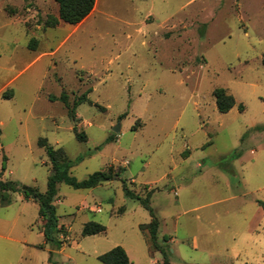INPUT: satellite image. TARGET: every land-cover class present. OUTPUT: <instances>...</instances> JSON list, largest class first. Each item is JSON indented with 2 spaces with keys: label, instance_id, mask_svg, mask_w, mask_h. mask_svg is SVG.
Listing matches in <instances>:
<instances>
[{
  "label": "rangeland",
  "instance_id": "1",
  "mask_svg": "<svg viewBox=\"0 0 264 264\" xmlns=\"http://www.w3.org/2000/svg\"><path fill=\"white\" fill-rule=\"evenodd\" d=\"M49 16L55 0H0V182L19 188L0 190V264H103L118 246L130 264H264V0H99L78 28ZM40 138L77 181L119 176L59 183L49 241L20 189L47 190ZM148 195L162 251L141 229ZM90 221L106 231L83 236Z\"/></svg>",
  "mask_w": 264,
  "mask_h": 264
},
{
  "label": "trees",
  "instance_id": "2",
  "mask_svg": "<svg viewBox=\"0 0 264 264\" xmlns=\"http://www.w3.org/2000/svg\"><path fill=\"white\" fill-rule=\"evenodd\" d=\"M95 1L96 0H55L58 5V16H49L44 26L48 28H54L60 22L70 25H77L91 13ZM33 43H35V40L31 39L30 45ZM33 46L34 45L29 46V48L33 49ZM86 95L87 93L83 94L78 101L74 102V105L86 101ZM213 96L215 98L216 107L220 113H227L236 104L235 98L224 88L215 89L213 91ZM4 97L9 98V96L7 95H5ZM49 99L51 101H62L66 106H68L69 115L74 120H76L74 108H70L67 95L61 94L59 97L50 95ZM242 108L243 106L239 105V109L242 110ZM74 131L78 140H84L85 137L81 133H78L76 128H74ZM38 146L45 148L51 165V174L48 178L47 190L44 193H41L37 189L29 186H22V188L20 189L24 193L25 197L28 198L32 196L33 200L38 204V215L45 222L43 227V235L45 239L49 241L62 230V228L58 227L57 225L55 207L52 203L56 195V187L59 183H66L74 189H89L94 188L103 182L114 180L119 176H117V174H114L112 172V169L109 168L107 171L95 172L83 181H77L73 177L69 176V169L72 167V164L61 148L55 149L49 146L45 138H40L38 140ZM5 189H10L12 191L19 190L18 186L15 183L0 182V190ZM125 194L130 198L141 199L139 196L135 195L128 189H125ZM149 198L150 195L146 196V198L143 199V205L150 212L152 220L150 223L142 225L141 229L148 230L151 248L162 251L157 238L159 222L154 218ZM105 231L106 228L103 225L90 221L84 224L82 235L90 236L104 233ZM59 243H61V241ZM98 260L103 264H130L125 250L120 246L115 247L110 251L100 255L98 257ZM163 264H170L167 258L164 259Z\"/></svg>",
  "mask_w": 264,
  "mask_h": 264
},
{
  "label": "crops",
  "instance_id": "3",
  "mask_svg": "<svg viewBox=\"0 0 264 264\" xmlns=\"http://www.w3.org/2000/svg\"><path fill=\"white\" fill-rule=\"evenodd\" d=\"M98 3H99V0H96L95 1V4H94V7H93V9H92V11H91V13L84 19V20H82L80 23H78L77 25H75V28H78V27H80L85 21H86V19H88L95 11H96V9H97V6H98ZM62 24H64L63 22H60L58 25H57V27H59V26H61ZM39 56V55H38ZM36 57V59L35 60H37V59H39L40 57ZM61 95V94H60Z\"/></svg>",
  "mask_w": 264,
  "mask_h": 264
},
{
  "label": "water",
  "instance_id": "4",
  "mask_svg": "<svg viewBox=\"0 0 264 264\" xmlns=\"http://www.w3.org/2000/svg\"><path fill=\"white\" fill-rule=\"evenodd\" d=\"M113 131H114L115 133H118V132H119V126H115V127L113 128Z\"/></svg>",
  "mask_w": 264,
  "mask_h": 264
}]
</instances>
